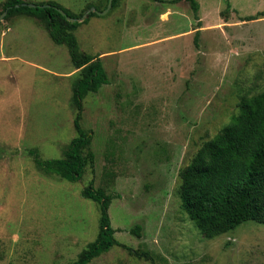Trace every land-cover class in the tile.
Masks as SVG:
<instances>
[{
  "label": "rangeland",
  "instance_id": "374dc122",
  "mask_svg": "<svg viewBox=\"0 0 264 264\" xmlns=\"http://www.w3.org/2000/svg\"><path fill=\"white\" fill-rule=\"evenodd\" d=\"M22 1L83 16L107 6ZM196 1L198 19L185 0H116L73 32L108 80L82 101L94 160L75 183L39 172L29 151L63 157L76 136L70 99L80 70L37 18L0 22V264L76 260L98 232L99 207L81 194L90 182L112 197L116 241L148 256L114 246L89 264H264L263 224L206 239L181 208L180 171L242 98L264 91V0Z\"/></svg>",
  "mask_w": 264,
  "mask_h": 264
},
{
  "label": "trees",
  "instance_id": "16d2710c",
  "mask_svg": "<svg viewBox=\"0 0 264 264\" xmlns=\"http://www.w3.org/2000/svg\"><path fill=\"white\" fill-rule=\"evenodd\" d=\"M185 1L198 19L197 1ZM24 3L22 0L2 2L0 15L6 11L3 20L13 16L37 18L43 23L51 41L67 48L71 64L80 70L79 76L72 82L70 99L75 111L73 127L76 136L65 147L62 158L42 160L36 149L30 150L29 154L42 174L55 175L75 183L94 160L91 152L85 153L92 136L80 126L82 101L89 93H97L108 84V80L98 56L81 52L73 32L89 17L97 15L91 12L81 22H69L66 17L80 19L83 13L73 15L55 2L35 4L33 8L23 6ZM115 4L116 0H113L112 8ZM91 7L88 5L87 9ZM57 9L62 10L65 17ZM259 15H264V12ZM251 19L255 18L248 20ZM179 178L181 208L206 239L223 235L248 221L264 225V91L240 100L239 114L202 144L190 163L180 171ZM81 194L99 207L98 232L77 259L69 264H89L114 246H121L135 256H148L119 244L114 238L115 230L108 215L111 196L101 189H94L92 182ZM139 230L135 227L131 232L139 236Z\"/></svg>",
  "mask_w": 264,
  "mask_h": 264
},
{
  "label": "water",
  "instance_id": "95a60500",
  "mask_svg": "<svg viewBox=\"0 0 264 264\" xmlns=\"http://www.w3.org/2000/svg\"><path fill=\"white\" fill-rule=\"evenodd\" d=\"M112 1H113V0H108L107 6H106V8H105L103 11H98V10H96L95 8H91V9H89V10L86 12V14H85L83 17H81L80 19H72V18L66 17V20L69 21V22H76V21L81 22V21H83V20L86 18V16H87L89 13H91V12H92V13H95L97 16H104V15H106V14L109 12L110 8L112 7ZM167 1H170V0H167ZM23 6H28V7H30V8L35 7L34 4H26V3H24ZM16 7H17V6H16ZM57 11H58L62 16L65 17V13H64L62 10L57 9ZM5 16H6V11L3 12V13L0 15V22L3 21V19L5 18Z\"/></svg>",
  "mask_w": 264,
  "mask_h": 264
}]
</instances>
